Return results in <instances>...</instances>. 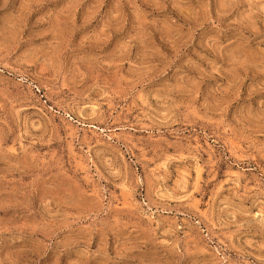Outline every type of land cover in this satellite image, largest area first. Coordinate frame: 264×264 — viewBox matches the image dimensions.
<instances>
[{
	"label": "rangeland",
	"instance_id": "rangeland-1",
	"mask_svg": "<svg viewBox=\"0 0 264 264\" xmlns=\"http://www.w3.org/2000/svg\"><path fill=\"white\" fill-rule=\"evenodd\" d=\"M0 264H264V0H0Z\"/></svg>",
	"mask_w": 264,
	"mask_h": 264
}]
</instances>
